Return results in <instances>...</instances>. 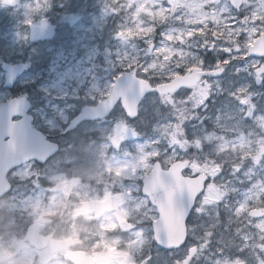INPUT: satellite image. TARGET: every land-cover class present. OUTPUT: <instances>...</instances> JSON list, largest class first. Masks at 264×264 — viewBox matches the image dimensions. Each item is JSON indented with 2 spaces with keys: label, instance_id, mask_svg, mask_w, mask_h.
Masks as SVG:
<instances>
[{
  "label": "rangeland",
  "instance_id": "374dc122",
  "mask_svg": "<svg viewBox=\"0 0 264 264\" xmlns=\"http://www.w3.org/2000/svg\"><path fill=\"white\" fill-rule=\"evenodd\" d=\"M32 2L0 5V66L25 68L15 89L33 99L37 128L51 135L81 107L102 102L120 74L147 65V81L156 84L177 75L170 65L231 63L189 94L147 97L134 122L117 107L61 139L60 153L42 168L10 173V207L0 216L4 264H69L73 249L97 264H264V75L254 84L264 61L246 58L264 31V0H241L239 10L228 0H111L123 17L111 6L105 14V0H48L29 13L23 5ZM37 25L47 34L33 44L29 32ZM152 33L155 49L144 41ZM12 97L0 70V103ZM177 160L198 166L208 183L189 218L191 244L168 253L153 246L156 213L140 183L154 161L165 169ZM252 209L262 216L248 218ZM34 224L56 256L44 258L24 244V228Z\"/></svg>",
  "mask_w": 264,
  "mask_h": 264
},
{
  "label": "water",
  "instance_id": "95a60500",
  "mask_svg": "<svg viewBox=\"0 0 264 264\" xmlns=\"http://www.w3.org/2000/svg\"><path fill=\"white\" fill-rule=\"evenodd\" d=\"M239 0H230V4L237 8ZM45 35L44 27H34L30 33V40L36 42ZM247 56H264V34L260 35L249 47ZM5 86L12 88L23 69L20 66L3 65ZM261 70L256 72L260 75ZM192 78V77H191ZM190 77H178L169 84L158 85L152 88L146 81L140 80L131 74H123L116 78L110 92L113 93L104 102L95 108H84L81 114L68 126V130L83 120H94L106 115L118 101L129 119L136 115L137 107L147 94L164 95L176 91L187 85ZM259 79L256 80V84ZM190 85V82H189ZM158 92V93H157ZM29 104L24 98L12 99L0 105V196L8 190L5 174L11 169L26 161L35 159L44 162L57 151V145L45 142V136L31 127V120L26 115ZM20 117L13 121L14 117ZM12 139L11 143L8 141ZM185 165L176 162L166 171H161L159 164L155 163L151 172L143 179L142 194L148 197L149 202L157 206L161 199L167 200L168 193L172 192V205L166 218L161 216L153 223V240L157 246L165 250H173L182 246L186 239L185 219L188 216L195 198L203 191L204 175L195 179L183 178L180 173ZM248 216L258 218L261 213L251 210ZM163 220V227L161 226ZM24 241L29 246L41 250L47 246V239L36 233L34 227L28 228ZM179 247H176L178 246ZM70 261L73 264H93V260L85 257L84 253H72Z\"/></svg>",
  "mask_w": 264,
  "mask_h": 264
},
{
  "label": "flooded vegetation",
  "instance_id": "af4514ba",
  "mask_svg": "<svg viewBox=\"0 0 264 264\" xmlns=\"http://www.w3.org/2000/svg\"><path fill=\"white\" fill-rule=\"evenodd\" d=\"M5 8H9V9H12V8H17V6H14V5H11V6H9V5H3ZM240 19H242L243 20V17H241L240 16ZM264 32V31H263ZM264 61V57H263V59H261V60H259V62H263ZM259 67H264V65H262V64H257V67H256V69L257 68H259ZM173 68V67H172ZM172 70H176V69H172ZM193 70H195L194 71V73H195V75L197 76V79H198V82H197V84H195L193 87H191V88H183L182 90H185V91H187V94H189L190 92H193L194 91V89L199 85V83L201 82V81H204V79H206V78H217V77H219V76H221L222 74H223V70H224V66L223 65H215V66H213V68H211L210 66H208V65H206V66H204V67H198V68H191L190 70H186L183 74H181V73H179V72H177L176 74L177 75H175L173 78H171L169 81H166V82H170L171 80H173L174 78H176V77H182V76H188V75H190L191 73H193ZM220 72H222V73H220ZM25 73H26V70H25V68H24V73H23V76L25 75ZM218 73H220V74H218ZM29 85H32V86H29ZM34 83H27V82H25V86H29V87H34ZM36 85H38V84H36ZM182 90H180L179 92H181ZM189 91V92H188ZM179 92L178 93H176L175 95L174 94H172V95H169V96H173V98L174 97H177L178 96V94H179ZM17 93H21V94H24V91L20 88V89H15L11 94H17ZM26 95V94H25ZM29 100V103H30V115H31V117H32V125L36 128V123L34 124V121L36 120V117L33 115V111L35 110V108H34V106H33V103H32V100L29 98L28 99ZM83 107H87V106H83ZM83 107H81L79 110H77V111H75V113L73 114L74 116L72 117V119H74L75 117H77L78 115H79V113H80V111H81V109L83 108ZM88 107H92V106H88ZM104 118H106V117H104ZM104 118H102V119H99V120H95V121H83V122H81V123H79L76 127H74V128H72L71 130H69V131H66V129L64 130V131H60V132H58L57 134H55V135H51V134H49V133H46V132H42L43 134H45L46 136H47V141H49V142H54V143H58V145H59V150H58V152H57V154L59 153V151H60V148H61V139H63L66 135H68V134H70V132H73L75 129H78V127L79 126H82L83 124H93V123H96V122H100V121H102ZM36 129H38V128H36ZM39 130V129H38ZM56 154V155H57ZM49 161H47L46 163H48ZM187 162V161H186ZM46 163H43V164H39V163H35V162H29V163H26V164H24L23 166H21V167H27V166H29L30 164H36L37 165V167L38 168H42V166H44ZM188 163V167L187 168H189L190 167V164H189V162H187ZM192 168V167H191ZM186 176V175H185ZM192 176H194V173H193V175ZM44 179V178H43ZM43 180H40V186H46L47 184H43V182H42ZM28 183H29V181H28ZM25 184H27V181H26V183ZM27 187H28V185H27ZM31 192V186L29 185V187H28V189H27V193L28 192ZM9 197V194L8 195H5V196H3V197H1L0 198V216L1 217H3V218H5V216H7V211H8V209H9V207H10V204H9V202H8V198ZM117 197H119V194L117 195ZM198 203V202H197ZM153 208V207H152ZM154 209V208H153ZM154 211H155V209H154ZM156 218H157V216H156ZM155 218V219H156ZM5 220V219H4ZM152 222V221H151ZM188 222H189V219L187 220V226H188ZM36 227H37V230H38V232L39 233H41L40 231H39V228H38V226L36 225ZM27 228H28V225L24 228V232H23V234L26 232V230H27ZM25 244V243H24ZM26 245V244H25ZM27 246V245H26ZM73 250H75V249H73ZM71 252V251H70Z\"/></svg>",
  "mask_w": 264,
  "mask_h": 264
},
{
  "label": "snow or ice",
  "instance_id": "6c2138e0",
  "mask_svg": "<svg viewBox=\"0 0 264 264\" xmlns=\"http://www.w3.org/2000/svg\"><path fill=\"white\" fill-rule=\"evenodd\" d=\"M18 3V0H0V5H17ZM47 3H48V0H43V6H41L39 3L36 2V0H33L32 3L30 4H25L23 5V7L25 9L28 10L29 13H35V12H40L42 11L46 6H47ZM109 6H111V8H115V9H119V11H115V12H112V15L114 16H121L123 17L124 16V12H123V9L121 8L120 4L119 3H111V0H105V4H104V8H105V14H107L108 10H109ZM25 23L29 26H31L32 24V20L29 18V19H26ZM124 21L122 20L121 24H123ZM155 32V28H154V31L153 33ZM153 33L149 36V37H145L144 38V41L146 42V44L149 43V41L151 42V45L153 47V49H155L157 46L155 45L153 39H152V35ZM167 33H163L162 36H163V40H164V37ZM213 43H215V38H213ZM205 48H207V46H205ZM208 49V48H207ZM211 50H215V48H212ZM229 55L231 56L232 54L229 53ZM202 62V61H201ZM217 63H221L224 65V69L225 67L231 63V60H227V63H225V60L223 61H218ZM170 67H173L174 69L178 70L177 72L183 74L185 71H186V67L185 66H172L170 65ZM129 71L132 72L133 71V68L132 67H129ZM224 71V70H223ZM222 71V72H223ZM139 72H143L145 74L144 78H140L141 80H148V75L150 73H152L151 70H147V65L145 66H142L141 68H137L136 69V72H135V75H138ZM220 72V73H222ZM218 73V74H220ZM167 79V77L163 80L165 81ZM259 79V78H257ZM149 82L153 85V88H155V86L159 83H156V84H153L150 80ZM161 83V82H160ZM177 91H179V89H177ZM177 91L175 92V94L177 93ZM158 93V92H157ZM159 94V93H158ZM174 94V95H175ZM113 95L112 92H109L107 94L108 97H111ZM12 142V139H10L8 141V143H11ZM165 155H167V153H165ZM183 174L186 175V176H192L193 175V171H192V168H185L184 171H183ZM207 183L208 181L206 180L205 181V186H207ZM172 192L170 191L168 193V198L167 200H164L163 198L161 199V203L159 205V218L158 219H161V216H163L164 218H166L167 214H168V211L170 210L171 208V205H172ZM201 195H203V193H201ZM161 226L163 227V220H161ZM176 247H179L176 246ZM177 264V262H176Z\"/></svg>",
  "mask_w": 264,
  "mask_h": 264
},
{
  "label": "clouds",
  "instance_id": "9594fccd",
  "mask_svg": "<svg viewBox=\"0 0 264 264\" xmlns=\"http://www.w3.org/2000/svg\"><path fill=\"white\" fill-rule=\"evenodd\" d=\"M15 255V252H10L8 253V256L11 257V256H14ZM40 255L44 258H52L54 256L57 255V252L51 248H45L41 253ZM4 260H5V257L3 256H0V264H4Z\"/></svg>",
  "mask_w": 264,
  "mask_h": 264
}]
</instances>
